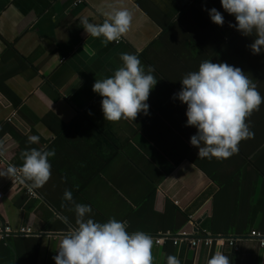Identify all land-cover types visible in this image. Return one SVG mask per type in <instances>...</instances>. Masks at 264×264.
Segmentation results:
<instances>
[{
    "label": "crops",
    "instance_id": "crops-1",
    "mask_svg": "<svg viewBox=\"0 0 264 264\" xmlns=\"http://www.w3.org/2000/svg\"><path fill=\"white\" fill-rule=\"evenodd\" d=\"M80 1L0 0V152L18 168L25 149L55 150L48 181L32 189L36 197L27 192L30 181L21 186L10 176L0 177V225L14 234L33 231L0 236V264H55L52 257L75 220L72 205L63 199L65 189L77 203L91 206L94 220L115 218L125 221L129 232L150 235L152 264H166L170 254L181 264H206L217 249L230 264H264V251L247 237L254 230L264 233L263 110L245 118L252 135L239 142L236 153L206 158L189 142L196 129L185 126L186 105L173 99L182 76L205 59L239 67L251 79L240 66L247 60L233 52L249 50L255 32L233 38L234 48L216 56L220 45L214 35L201 41L180 33L195 36L206 19L221 35L203 10L217 8L219 0H198L196 12L181 19L195 0ZM119 8L132 17L119 44L88 36L79 24L81 18L101 24ZM226 20L236 21L233 15L224 19L228 35L236 29ZM171 22L178 26L161 39ZM189 45L203 53L187 57ZM147 49L141 63L150 65L158 80L146 101L148 113H138L134 121H106L102 98L92 91L95 79L121 66L120 53L140 57ZM29 135L39 141L29 144ZM0 171H5L1 162ZM199 231L238 239L240 250L154 240L161 234L192 240Z\"/></svg>",
    "mask_w": 264,
    "mask_h": 264
},
{
    "label": "clouds",
    "instance_id": "clouds-1",
    "mask_svg": "<svg viewBox=\"0 0 264 264\" xmlns=\"http://www.w3.org/2000/svg\"><path fill=\"white\" fill-rule=\"evenodd\" d=\"M220 4L235 18L236 23L229 22V27L244 36L255 32L253 42L248 45L252 54L264 52V0H220ZM203 10L213 23L224 24V16L216 7ZM131 18L128 9L119 8L109 13L101 24L91 23L86 18H81L79 24L88 36L103 37L105 43L118 42L129 30ZM119 59L121 66L112 75L95 79L92 91L102 98L100 106L106 121H134L138 113H148L146 101L158 80L153 75L154 69L142 64L138 54L122 52ZM179 81L181 88L173 94V99L186 105L185 126L196 129L189 142L198 149V157L227 158L236 153L239 142L252 135L245 118L264 102L255 85L241 68L208 59ZM38 141L37 135L27 137L29 144ZM54 156V149H25L21 152L23 163L18 168L10 164L6 171H0V177L20 174L31 182L30 191L40 188L51 175L49 158ZM63 199L72 205L75 220L52 257L55 264H152L153 239L146 232H129L125 221L115 218L106 222L94 220L91 206L74 201L68 189ZM166 264H181V261L170 254ZM206 264H230V261L217 249Z\"/></svg>",
    "mask_w": 264,
    "mask_h": 264
},
{
    "label": "trees",
    "instance_id": "trees-1",
    "mask_svg": "<svg viewBox=\"0 0 264 264\" xmlns=\"http://www.w3.org/2000/svg\"><path fill=\"white\" fill-rule=\"evenodd\" d=\"M196 1L193 2L192 5L189 6V8H187V10H185V12H183V14H181L180 19L182 18V16L184 15V13L186 14L187 12H196V8L194 5H196ZM220 8V5L217 4V10ZM200 16V15H199ZM201 18V16H200ZM201 25L200 27L197 29L198 31H196L194 33L195 36L188 34L186 32H182L180 34H182L185 39H187L188 36L194 37L195 39L197 37L200 38V40L202 41L203 36L206 37V39L208 40L210 35H214L215 36V40L217 43H219V47L213 51L216 56L219 54H224V52L227 49H230L229 47H233L234 48V40L233 38L236 37H240L243 35H240V31L235 30L232 33H229L228 35L224 34V29L222 28L224 26V24L222 26H220L221 32H223L221 35L218 32L217 27H214L211 22L207 21L206 19H201ZM178 26V24H176V22H171L170 24H168L165 28H164V32H163V37L161 36V39L165 37V35H168V32L174 28H176ZM170 33V32H169ZM191 37H189V39L191 40ZM207 51L210 50L209 48H206ZM149 49L145 50L139 58H146V54L147 51ZM187 50V57L189 58H197L199 56L200 53H203V50H200V47L198 46H187L186 48ZM213 49H211L212 51ZM234 54H238L240 56L243 57L244 60H247V63L244 64L242 63V65H240L245 72L251 76L252 78L249 79L251 81V83L253 85H255L256 90L260 93V95L262 97H264V52L258 54L259 57L255 56L254 54H252L251 50L249 49H241V50H237V48H235ZM253 55V56H252ZM247 58V59H246ZM244 64V65H243ZM259 111V110H263L264 112V102H262L256 109H254L253 111ZM252 111V112H253ZM263 119V125L264 126V117ZM109 126H112L111 124ZM112 134V133H111ZM110 140L111 143H114V139L111 137L110 135ZM116 145V144H115ZM115 154L112 153L111 156H114ZM111 159H113V157H111Z\"/></svg>",
    "mask_w": 264,
    "mask_h": 264
},
{
    "label": "built area",
    "instance_id": "built-area-1",
    "mask_svg": "<svg viewBox=\"0 0 264 264\" xmlns=\"http://www.w3.org/2000/svg\"><path fill=\"white\" fill-rule=\"evenodd\" d=\"M79 2H81L79 0ZM116 44H119L120 42H122V38L120 37L119 41H115ZM0 162L1 164L4 166L5 171L8 168V166L10 164H12L11 162L7 161L3 155L0 152ZM13 165V164H12ZM14 182L18 185L21 186H25V181L22 178V176L20 174H17L15 176H10ZM27 192L30 196L32 197H36V194L33 190H29V187H27ZM200 236L198 238L195 239H189V237L186 236H173L171 234H161L160 236L154 238L155 243L157 245H163L167 242L172 243L174 246H179L181 244H188L190 247L192 248H199L201 246L211 249V248H231L233 251L238 252L240 250L239 248V243H238V239H231V238H227V237H221V236H212L210 234H208L206 231H199ZM11 235H24V236H31L33 235V231L30 229H21L18 231V233L13 232V230L6 225H0V236L2 238H7L10 237ZM248 239L255 242L257 244V246L264 251V233L260 232V231H251L248 234Z\"/></svg>",
    "mask_w": 264,
    "mask_h": 264
},
{
    "label": "rangeland",
    "instance_id": "rangeland-1",
    "mask_svg": "<svg viewBox=\"0 0 264 264\" xmlns=\"http://www.w3.org/2000/svg\"><path fill=\"white\" fill-rule=\"evenodd\" d=\"M216 2H217L218 5H220L219 10H220V12L222 13V15L224 16V19H228V17L230 16V14H228L227 12H225V11L223 10V8L221 7V4H220V0H219V2H218V1H216ZM217 4H215V5L217 6ZM226 22L229 23V20H226ZM252 56H253V55H252ZM255 56H257V57L260 58V56H258V55H255Z\"/></svg>",
    "mask_w": 264,
    "mask_h": 264
}]
</instances>
